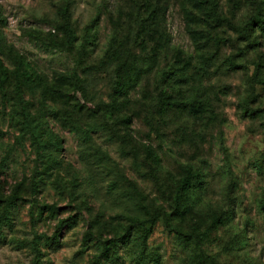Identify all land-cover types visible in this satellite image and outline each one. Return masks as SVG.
Masks as SVG:
<instances>
[{"label":"rangeland","instance_id":"1","mask_svg":"<svg viewBox=\"0 0 264 264\" xmlns=\"http://www.w3.org/2000/svg\"><path fill=\"white\" fill-rule=\"evenodd\" d=\"M67 1L72 44L48 0H0V52L27 74L0 87V264H33L35 247L38 264H190L161 217L127 233L157 212L202 234L214 264H264V0H166L164 19L158 0ZM254 17L263 23L239 35ZM121 59L143 70L109 111ZM186 68L206 107L189 100L190 82L165 77ZM142 146L169 201L123 155ZM182 177L195 191L178 188Z\"/></svg>","mask_w":264,"mask_h":264},{"label":"trees","instance_id":"2","mask_svg":"<svg viewBox=\"0 0 264 264\" xmlns=\"http://www.w3.org/2000/svg\"><path fill=\"white\" fill-rule=\"evenodd\" d=\"M160 4V8L162 10V18L166 17V11L168 9V4L166 0H158ZM209 1L210 7L215 9L216 3L215 0H206ZM49 5L54 10V21H58L60 25V31L63 34L65 41L67 44H72L75 42V34L73 30V12H74V5L67 0L62 1H54L48 0ZM258 5L264 2H257ZM36 19L42 22H47L50 20V17L46 14L36 15ZM258 17V16H257ZM251 18L247 23V28L244 31H240L239 35L246 34L245 31L249 29L250 26L259 25L262 20L260 18ZM5 60L0 52V87L4 89V85H6L8 81V76L10 73H13L17 79L21 77H26V73L23 72L22 66L19 64H15V67L11 72H9L8 67L5 64ZM143 69L137 68L135 65L131 64L127 59H121L117 62L113 69V77L114 80L112 82V86L110 89V97L112 99L111 104L106 106V109L112 111L116 107L117 103V93L119 91H124L129 88H134L140 79L141 71ZM168 78L173 84H177L182 86L184 83H189V95L188 98L192 102V104H200L201 106H207V99L202 92V78L198 71L195 69L186 68L183 76H180L176 73L166 74L165 76ZM257 78V74L255 73L254 76L248 78V94L244 100V113L248 115H252L255 113L253 109H251V103L255 100V80ZM102 133L105 134L111 141L116 142L117 144L123 145L126 142V136L118 133L115 131L109 124H104L101 128ZM142 150L145 151L144 156H139L138 153L130 149L123 153V155L129 157L134 165L138 167L139 176L143 179H147L154 184L158 193L162 198L166 201H169L170 196L167 192L163 189V187L159 184L158 178L155 174L153 164L149 157V149L146 146H142ZM232 187V185H231ZM178 188L181 191L191 192L195 191V187L191 182L190 177H182L178 182ZM231 189V188H230ZM17 198L16 193H12L9 202L13 201ZM262 205L264 207V199L262 201ZM49 209L51 212H56L57 209L54 206H46L43 207ZM145 212V211H144ZM148 213V212H147ZM161 217L164 221L165 227L168 231L173 232L176 234L177 238L181 241L184 248L190 251V264H214L212 263L209 258L205 255L203 251V235L202 234H195V233H186L177 228L173 222L170 220V215L157 212L154 213L150 219L140 220L137 218H132L130 220V226L127 229V233L130 234V230L134 227H142L145 223L154 224L157 219ZM218 218H216L217 220ZM66 222L61 221L59 227L63 226ZM119 240L110 241L107 244L106 249H109V246H117ZM36 246V242H34ZM40 257L39 250L35 247V261L33 264H38ZM155 264H158V260H155Z\"/></svg>","mask_w":264,"mask_h":264}]
</instances>
